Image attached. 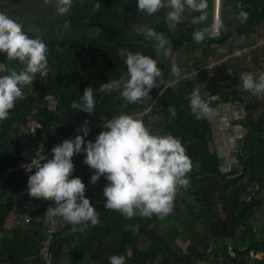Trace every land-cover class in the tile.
<instances>
[{
    "label": "trees",
    "instance_id": "obj_1",
    "mask_svg": "<svg viewBox=\"0 0 264 264\" xmlns=\"http://www.w3.org/2000/svg\"><path fill=\"white\" fill-rule=\"evenodd\" d=\"M239 2L222 0L219 35L206 34L197 43L192 33L211 27L215 0H207L204 22L193 24L192 17L198 13L186 11L175 31L165 23L167 9L151 16L138 14L136 0H72L63 15L56 10V0H0V12L21 23L30 36H39L47 46L46 74L37 73L33 82L22 88L23 98L15 102L9 117L0 121V233H6L9 219L19 212L23 214L29 199L41 205L37 214H45L52 204L28 195L29 176L18 168L23 152L45 155V162L52 157L54 145L82 134L77 128L83 126L85 119L90 128L86 140L94 141L107 119L124 113L142 120L154 134L180 140L192 162L187 174L189 184L178 188L170 213L125 219L120 212L104 208L105 177L91 183L94 170L83 162L84 154L74 155L73 175L85 182V195L94 203L99 223L73 231L58 217L60 228L51 250L53 264H63L66 249L70 251L71 264H80L84 257L90 263L109 264L111 255H123L128 264L129 251L142 240H148L149 247L136 258V264H200L211 256L216 264L222 257L223 264H248L250 248L240 249L236 244L231 249L228 245L218 246L219 241L236 239L239 232L241 242L253 241L252 221L262 202L256 195H243L254 186L259 192L264 183V104L254 96L244 98L239 84L232 82L237 63L228 60L217 64L237 48V42L264 35V0H242V7ZM240 11L247 12L246 21L238 18ZM141 27H154L163 33L171 41V52L157 55L155 41L138 34ZM128 52H139L156 61L161 76L156 78L150 94L129 104L119 90L95 93V113L74 110L72 101H80L86 87L95 90L108 80L126 78ZM0 64L4 66L0 76L24 67L8 60L4 53H0ZM173 65L182 70L178 76L171 73ZM206 68L211 73L202 71ZM194 89H199L210 109L227 103H238L244 108L242 121L248 132L237 171H222L221 159L211 147L212 127L207 115L197 118L190 109L189 97ZM43 97L58 101L56 111L49 109ZM170 105L175 107V116L168 111ZM32 122L40 125L35 135L29 131ZM27 132L29 141L24 143ZM191 197L194 203L189 202ZM182 204L183 216L175 212ZM175 216L182 230L166 223ZM23 225L25 228L14 230L11 237L0 238V264H43L40 252L46 225Z\"/></svg>",
    "mask_w": 264,
    "mask_h": 264
},
{
    "label": "clouds",
    "instance_id": "obj_2",
    "mask_svg": "<svg viewBox=\"0 0 264 264\" xmlns=\"http://www.w3.org/2000/svg\"><path fill=\"white\" fill-rule=\"evenodd\" d=\"M71 3L72 0H56L58 14L68 12ZM136 3L138 14L148 16L167 9L165 23L172 31L176 30L186 11L198 13L192 17L193 24L207 19V0H136ZM238 18L246 21L247 12L240 11ZM220 27L221 22L217 18L210 28L195 29L193 40L202 42L206 34L212 35ZM137 32L155 41L157 55L171 52L170 39L154 27H141ZM0 53H4L8 60L24 65L19 72L13 70L9 75L0 76V121H3L9 117L15 102L23 98L22 88L31 84L37 73L41 76L46 74L47 46L39 36H30L21 23L0 12ZM125 64L126 78L108 80L95 90L91 86L86 87L80 101L74 99L71 107L91 115L96 112L94 94L113 90H119L129 104H136L148 96L155 87L156 78L161 76L156 61L139 52H128ZM180 71L176 65L171 68L174 75L178 76ZM239 80L243 89L253 95L264 93V70L258 76L251 72L242 73ZM189 106L197 118L211 112L199 89L190 94ZM168 111L176 115L174 106L170 105ZM88 125L89 121L85 119L83 126L77 128V132L82 134L54 145L50 159L46 158L35 167L32 166L33 161L26 166V171L35 169L28 177V195L52 201L45 216L62 218L73 231H82L89 223L92 226L99 223L94 203L85 195V182L73 175V156L78 154H84L83 162L94 170L91 183L105 177L107 183L103 196L106 198V210L118 211L125 219L170 213L178 188L189 184L187 174L192 168L180 140L172 135L154 134L142 120L124 113L107 119L94 141L86 140L90 132ZM108 261L109 264H125V257L111 255Z\"/></svg>",
    "mask_w": 264,
    "mask_h": 264
},
{
    "label": "crops",
    "instance_id": "obj_3",
    "mask_svg": "<svg viewBox=\"0 0 264 264\" xmlns=\"http://www.w3.org/2000/svg\"><path fill=\"white\" fill-rule=\"evenodd\" d=\"M213 35L217 36L215 33ZM233 59L237 61V59L239 58H232L230 59V61H232ZM235 81L236 80L232 82ZM239 86L243 89L242 85H238V87ZM243 91L248 97V92H246V90L244 89ZM243 95L244 94H242V96ZM244 114H245L244 108L238 103L215 104L212 106L211 112L207 114V117L212 127L211 147L213 152H216L219 155L222 163L221 169L224 173H230L231 171H237L239 169L238 158L240 152H242L243 150L242 149L243 139L245 138L248 132L247 129L243 126L242 118ZM250 188L252 190L250 191L247 190V192L243 195V198L248 197L249 194L250 195L252 194V195H256L258 200L262 202V206L258 209L255 218L252 221L253 236H254L253 241L246 243L241 242L242 232H239L236 239L230 241H224V242L219 241L218 246L219 248H223L224 246L228 245L230 246L231 249L232 246L236 244L240 246L239 247L240 249L250 248V252L246 257L248 264H262L264 262V183L261 185L259 192L256 186ZM191 198L189 199V202L194 203V199L192 198L193 200L191 201ZM20 216H21V212H19L16 217L13 216V218L7 221L5 225L6 233L5 234L0 233V238L3 237L5 238V236L11 237L14 230L21 229L25 226L21 223ZM174 219L178 220L177 216L171 218L172 221ZM166 223L169 224V219ZM200 231L202 230L200 229ZM210 244L213 245L214 242L211 241ZM148 247H149V241L142 240L138 245V247L132 248L129 251L130 261L128 264H136L137 263L136 258L140 256V253L146 250ZM221 260L224 262V258L222 257L219 260L218 262L219 264L221 263ZM63 264H71V254L69 249H66L64 252ZM80 264H97V263H90L89 260L84 257L81 260ZM200 264H216V259L214 258V256H211L206 262H201Z\"/></svg>",
    "mask_w": 264,
    "mask_h": 264
},
{
    "label": "built area",
    "instance_id": "obj_4",
    "mask_svg": "<svg viewBox=\"0 0 264 264\" xmlns=\"http://www.w3.org/2000/svg\"><path fill=\"white\" fill-rule=\"evenodd\" d=\"M239 6L242 7V0L239 2ZM221 8H222V0H215V9H214V20L219 19L221 21ZM219 35V29L214 32ZM237 48L229 55H227L224 59H222L218 65L223 64L224 62L232 59L239 58L237 61L235 59L232 60V63L238 64V69L232 73L233 81L236 80L239 85H242L239 77L242 73L251 72L255 75H259L261 70H264V36L261 38L248 39L244 38L243 40L236 43ZM232 48V47H231ZM242 61V63H241ZM4 66L0 64V70H3ZM240 87V86H239ZM241 92L244 98L255 97L256 100L264 104V93L257 95H253L251 92H248V97L244 93L243 89L240 87ZM43 101H47L48 107L50 110L56 111L58 107V101L53 97H43ZM264 109V108H263ZM34 125L29 126L30 132L35 135L36 130L40 127L37 122H33ZM29 132L23 137L24 143L29 141V137L27 136ZM45 155L33 156L27 152H23L21 154L22 161L19 165V169H23L28 176L34 173L35 169L33 168L31 172L26 171V166L31 164L33 161V167H35L38 163H42L45 159ZM252 190L251 188L248 189ZM24 212L21 215V223L22 224H35V225H46V237L42 242L40 255L43 258V264H53V254H52V244L55 240V235L60 228L58 217H47L45 214H37V212L41 209V205L39 203L34 202L29 199L25 202ZM223 261L221 260V263ZM228 264H233L231 261Z\"/></svg>",
    "mask_w": 264,
    "mask_h": 264
},
{
    "label": "rangeland",
    "instance_id": "obj_5",
    "mask_svg": "<svg viewBox=\"0 0 264 264\" xmlns=\"http://www.w3.org/2000/svg\"><path fill=\"white\" fill-rule=\"evenodd\" d=\"M217 35V34H216ZM223 51V50H222ZM224 53H225V55H227V52L226 51H223ZM186 55L184 56V58H183V60H185L186 61ZM184 64V63H183ZM189 64V63H188ZM180 66V65H179ZM181 67V66H180ZM98 69V68H97ZM97 69L95 70V71H97ZM210 68H206V69H204V70H202L203 72H205V74H206V72L207 73H211L210 72ZM182 71V70H181ZM155 119H156V117H155ZM31 125H34V123L32 122L31 123ZM29 126H30V124H29ZM193 199L191 198V201H192ZM184 210H185V205H180L179 206V208L178 209H176L175 210V212L176 213H179V215H181V216H183L184 214H183V212H184ZM169 225H172V226H178V228L180 229V230H182V228H181V225L179 224V222H178V220H171V219H169Z\"/></svg>",
    "mask_w": 264,
    "mask_h": 264
},
{
    "label": "water",
    "instance_id": "obj_6",
    "mask_svg": "<svg viewBox=\"0 0 264 264\" xmlns=\"http://www.w3.org/2000/svg\"><path fill=\"white\" fill-rule=\"evenodd\" d=\"M214 99H216V98H214Z\"/></svg>",
    "mask_w": 264,
    "mask_h": 264
}]
</instances>
